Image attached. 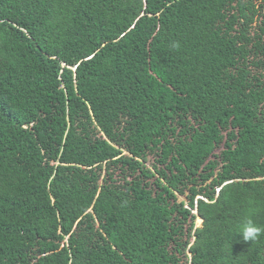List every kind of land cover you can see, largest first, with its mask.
<instances>
[{"label": "trees", "instance_id": "trees-1", "mask_svg": "<svg viewBox=\"0 0 264 264\" xmlns=\"http://www.w3.org/2000/svg\"><path fill=\"white\" fill-rule=\"evenodd\" d=\"M246 217L264 0H0V264H264Z\"/></svg>", "mask_w": 264, "mask_h": 264}, {"label": "clouds", "instance_id": "clouds-1", "mask_svg": "<svg viewBox=\"0 0 264 264\" xmlns=\"http://www.w3.org/2000/svg\"><path fill=\"white\" fill-rule=\"evenodd\" d=\"M173 49H179V42L171 44ZM237 231L242 235L244 241H251L252 243L258 241L264 236V224L257 223L253 218H242L237 224Z\"/></svg>", "mask_w": 264, "mask_h": 264}, {"label": "rangeland", "instance_id": "rangeland-1", "mask_svg": "<svg viewBox=\"0 0 264 264\" xmlns=\"http://www.w3.org/2000/svg\"><path fill=\"white\" fill-rule=\"evenodd\" d=\"M202 221V220H201ZM201 221L199 220V218L197 219V224L201 223Z\"/></svg>", "mask_w": 264, "mask_h": 264}, {"label": "water", "instance_id": "water-1", "mask_svg": "<svg viewBox=\"0 0 264 264\" xmlns=\"http://www.w3.org/2000/svg\"><path fill=\"white\" fill-rule=\"evenodd\" d=\"M202 220V219H201Z\"/></svg>", "mask_w": 264, "mask_h": 264}]
</instances>
